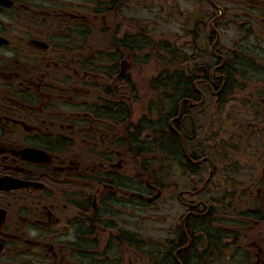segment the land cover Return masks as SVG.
<instances>
[{
	"label": "flooded vegetation",
	"instance_id": "obj_1",
	"mask_svg": "<svg viewBox=\"0 0 264 264\" xmlns=\"http://www.w3.org/2000/svg\"><path fill=\"white\" fill-rule=\"evenodd\" d=\"M133 1L158 0H0V181L19 185L0 187V264H97L103 256L129 264L131 253H125H142L144 240L117 227L119 211L145 213L153 196L173 197L164 171L179 163L182 173H191V185L176 184L175 196L186 210L177 219L190 242L182 250L186 258L197 246L192 225L213 216L206 196L212 185L202 184L217 160L210 129H235L228 117L242 112L249 125L241 134L251 129L258 141L264 136V1L210 0L213 9L197 0L202 5L193 14L219 15L214 29L238 16L240 41L220 49L203 34L209 24H193L187 35L203 40L197 54L206 71L196 69L194 59L175 57L168 90L162 40L147 49L150 36L128 14ZM246 8L252 21L239 15ZM150 60L154 74L146 76ZM153 81L155 99L148 101ZM248 149L241 155L252 159V182L245 199L240 190L238 198L257 203L262 214L243 201L235 221L244 237L246 228L257 231L256 264H264V145ZM232 188L214 191L226 196ZM101 230L111 233L114 247L121 245L110 248Z\"/></svg>",
	"mask_w": 264,
	"mask_h": 264
},
{
	"label": "rangeland",
	"instance_id": "obj_2",
	"mask_svg": "<svg viewBox=\"0 0 264 264\" xmlns=\"http://www.w3.org/2000/svg\"><path fill=\"white\" fill-rule=\"evenodd\" d=\"M262 3L264 0H260ZM166 1H162V4H165ZM171 3H173L172 0H168V6L166 7L165 11H164V16L160 18V25L162 26V29H159V31H161L162 35L167 36V37H172L171 34L172 33H177V32H181L182 30V26H185V29L187 27V23H188V18H183V17H178V16H174V11L173 9L169 6L171 5ZM161 9L159 12L162 13ZM235 34L232 33L230 31L229 27H222V29L220 30V36L219 39L221 41V44L224 46H227V44L232 43L235 39ZM143 68L146 69V76H151L152 74H154V67L151 65H147L144 66ZM152 92L150 93L148 91L147 97L148 100H153L154 98H152ZM231 104L233 106L236 107V111H238V106L235 100H233L231 102ZM228 107V106H227ZM227 109L226 106L223 108L222 111V117H224L225 113H226ZM243 117H249L247 116L245 113L242 114V112L236 113L235 118H231L228 117V123L231 124L230 128H235L234 129H230L232 131V133L227 134L226 136L230 137L232 140L230 141V143H232L233 146H237V145H241L243 146V144L240 141V131L242 126H246L245 124H248V122L243 120ZM226 123V122H225ZM249 125V124H248ZM261 131H263L264 133V127H261ZM229 138V139H230ZM261 144L262 146L264 145V136L262 137V139H260L258 141V137L251 135L250 139L247 140V144L249 145L248 151L251 152V149L253 147H256L257 144ZM241 150L239 148V151L237 154H240ZM264 157V155H263ZM173 165L170 164V170H171V175H170V180L172 181V184L175 186V192L171 195L173 196V198L176 196V189H177V185H179L180 188H184L186 187V185H191V183L188 181L189 179H183L182 177H180L179 174V167H172ZM150 169H154V166H152ZM239 174L240 177L242 179V183L244 182V180H247L249 175H245V168L244 167H239ZM186 178V177H185ZM168 180V178H166ZM169 181V180H168ZM233 181V180H232ZM177 184V185H176ZM242 187V185H239ZM215 191H214V187L211 189V193H209L208 197H212V200H214V196L215 195ZM169 194L165 195V198L162 197V199L160 200V202H152L149 205H147L148 208H150L147 212V218H149V220L147 221V224L143 226V229L140 227H138L139 223H136L135 225H129L126 229L133 231L134 233H136L137 235H139V233H142V235L144 236V239L146 240V242L143 243L144 247H142V253H140L139 251H136V253H133V251H127L125 253V256H127L128 254L131 253V259L129 260V264H158L159 260H160V253L157 252L158 249L161 248L162 243H164L162 240H165V238H171L172 237V233H173V229L169 228L170 224L172 225H176L177 220L176 219H169L168 217L170 215L174 216L177 213L181 214L184 211V208L181 207V205L177 204V207L175 209V207H171V204H169L170 206L167 207V204L165 203L168 198ZM234 204H239L241 207V205L243 204V200L241 198H236L234 200ZM164 207V209H163ZM214 208H217V206H214ZM229 208L227 207L226 210H228ZM163 210V217L161 215L156 216L157 214H160ZM119 211V210H117ZM214 211H217V209H214ZM129 212V210H128ZM120 214H124L126 215V213L119 211ZM117 212V214H119ZM158 217V218H157ZM150 219H153V221H157L159 222L158 224L154 223L153 221H151ZM138 222H142L143 220H145V218L139 219V217H137ZM116 222H118V220H115ZM224 227L222 224L220 225H215L214 228L216 229V227ZM232 227H234V224L232 223L231 225ZM173 228V227H172ZM108 231H106L107 234ZM245 234L247 235L246 238H240V245L242 247H246L247 242L251 241L252 239H254L256 237V235L258 234L257 231H251L248 228H246L244 230ZM149 237V240H148ZM105 241L107 240L106 238L104 239ZM166 243V242H165ZM222 245V244H221ZM220 245V246H221ZM211 245L208 243L207 239L205 238V243L204 246L202 247V249H204V254L203 255H199L198 260H189L188 264H205L207 262V264H245L246 262V258L244 257L243 253H237L236 251L232 250L231 247L229 248L228 246H224L222 247L220 250H215V248H212L211 250H208V248ZM139 247V245L137 246ZM123 253V252H122ZM102 261V263H98V264H108V257H100L99 261Z\"/></svg>",
	"mask_w": 264,
	"mask_h": 264
},
{
	"label": "trees",
	"instance_id": "obj_3",
	"mask_svg": "<svg viewBox=\"0 0 264 264\" xmlns=\"http://www.w3.org/2000/svg\"><path fill=\"white\" fill-rule=\"evenodd\" d=\"M210 132L212 133V139H210V143H211L212 147L210 148V150H211V153H213L214 155H217V159H218L217 162L214 161L215 167L218 169V168H222V167L226 168V166H231V164H227L222 159L221 160L219 159L221 157V152H219V151H221V150L218 148V146L220 144L222 146H224L225 143L223 142V140L218 139V137H217L218 133L214 131L213 127L210 129ZM222 156L224 158L229 157V156L224 155V154ZM236 170H237L236 166L233 165L232 171L234 172ZM180 240L182 241V243L184 242L183 239H180ZM165 264H176V263L174 262V260L172 258V259L166 261Z\"/></svg>",
	"mask_w": 264,
	"mask_h": 264
}]
</instances>
